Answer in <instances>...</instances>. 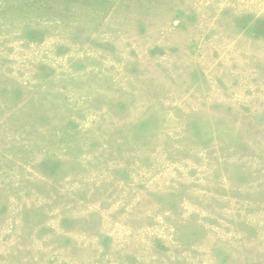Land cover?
<instances>
[{
    "label": "rangeland",
    "instance_id": "obj_1",
    "mask_svg": "<svg viewBox=\"0 0 264 264\" xmlns=\"http://www.w3.org/2000/svg\"><path fill=\"white\" fill-rule=\"evenodd\" d=\"M0 264H264V0H0Z\"/></svg>",
    "mask_w": 264,
    "mask_h": 264
}]
</instances>
